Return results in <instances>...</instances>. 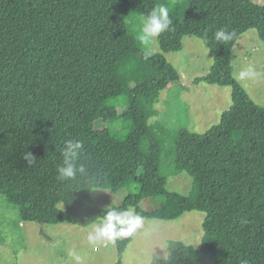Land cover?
Masks as SVG:
<instances>
[{
	"label": "trees",
	"instance_id": "1",
	"mask_svg": "<svg viewBox=\"0 0 264 264\" xmlns=\"http://www.w3.org/2000/svg\"><path fill=\"white\" fill-rule=\"evenodd\" d=\"M156 5L173 21L158 37L162 52L201 40L214 64L197 82L233 88L231 108L206 134L152 123L162 93L182 82L138 40L139 18ZM221 27L231 41L215 40ZM253 30L264 42V6L253 0H0V199L8 189L31 193L42 204L36 223L82 228L101 221L94 196L106 191L124 194L115 209L145 219L202 212L201 249L171 241L169 259L153 264H264V107L235 80L233 61ZM69 139L84 142L81 159L92 164L72 182L57 179ZM183 174L188 193L172 191ZM132 240L116 241L120 256Z\"/></svg>",
	"mask_w": 264,
	"mask_h": 264
},
{
	"label": "rangeland",
	"instance_id": "2",
	"mask_svg": "<svg viewBox=\"0 0 264 264\" xmlns=\"http://www.w3.org/2000/svg\"><path fill=\"white\" fill-rule=\"evenodd\" d=\"M170 1L177 3L180 0ZM253 2L264 6V0ZM152 51L164 54L182 77L181 85H173L162 93L156 105L159 116L152 123L201 135L219 125L223 113L233 104V88L197 82L210 73L214 53L193 37H184L182 51L168 54L162 52L157 38ZM233 61L235 80L264 107V42L256 31H249L237 40ZM247 67H252L258 75L238 79V72ZM95 138L106 144L109 133L97 132ZM188 178L184 174L177 176L170 182V189L180 194L188 193ZM7 193L8 196L0 199V264H153L169 259L171 241L201 249L206 218L202 212L186 213L175 221L145 219L144 227L133 236L121 257L116 241L89 242L92 225L82 228L67 223H36L43 219L38 198L15 189H8ZM94 197L102 211L119 207L124 200L123 193L110 191L99 192Z\"/></svg>",
	"mask_w": 264,
	"mask_h": 264
},
{
	"label": "clouds",
	"instance_id": "3",
	"mask_svg": "<svg viewBox=\"0 0 264 264\" xmlns=\"http://www.w3.org/2000/svg\"><path fill=\"white\" fill-rule=\"evenodd\" d=\"M173 24L170 18L169 8L164 5H156L152 10L139 18V42L145 47V57L152 54V46L156 39L166 31L170 30ZM234 32H229L225 27L215 32L216 41H231ZM258 75L252 67L240 70L237 78L240 80ZM85 151L84 142L80 139H69L65 141L61 150L62 162L57 167V179L60 181L72 182L90 175L92 164L90 161L81 159ZM24 159L28 165H33L36 160L31 153H25ZM99 223L93 224L88 233L90 243L110 242L118 239L133 237L145 224V218L134 209L119 210L108 208Z\"/></svg>",
	"mask_w": 264,
	"mask_h": 264
}]
</instances>
